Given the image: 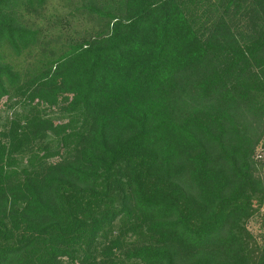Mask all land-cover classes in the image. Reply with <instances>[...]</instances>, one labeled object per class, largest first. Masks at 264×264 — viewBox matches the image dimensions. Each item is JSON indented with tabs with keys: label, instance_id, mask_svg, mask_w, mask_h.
Returning <instances> with one entry per match:
<instances>
[{
	"label": "trees",
	"instance_id": "16d2710c",
	"mask_svg": "<svg viewBox=\"0 0 264 264\" xmlns=\"http://www.w3.org/2000/svg\"><path fill=\"white\" fill-rule=\"evenodd\" d=\"M50 1L0 0V264H264V0Z\"/></svg>",
	"mask_w": 264,
	"mask_h": 264
},
{
	"label": "rangeland",
	"instance_id": "374dc122",
	"mask_svg": "<svg viewBox=\"0 0 264 264\" xmlns=\"http://www.w3.org/2000/svg\"><path fill=\"white\" fill-rule=\"evenodd\" d=\"M75 6L76 5L74 4V2L70 0H51L45 12H48L49 16L55 17L54 21H56V17L59 14L68 15L70 12L74 11ZM91 26L92 24H89V23H81V24L75 23V24H72L71 28L69 26H66L63 28L65 30L64 38L69 37L71 34H77V33L84 34L87 29L91 28ZM16 63H20L21 66H24V64L21 61L16 60ZM258 158L264 159V146L263 145H260L257 151V159ZM250 227H252L254 230H258L259 224L258 222H254V223L252 222V225Z\"/></svg>",
	"mask_w": 264,
	"mask_h": 264
}]
</instances>
